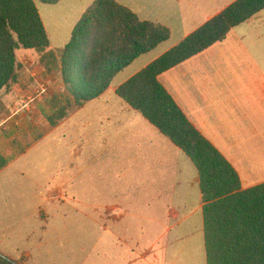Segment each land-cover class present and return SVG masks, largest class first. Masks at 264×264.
<instances>
[{"label":"crops","instance_id":"1","mask_svg":"<svg viewBox=\"0 0 264 264\" xmlns=\"http://www.w3.org/2000/svg\"><path fill=\"white\" fill-rule=\"evenodd\" d=\"M115 1L141 21L167 28L170 37L155 48L166 45L162 52L124 81L114 85L113 78L109 88L95 99L98 101L108 93L116 96L120 85L237 0H163L173 3V10L159 6V12L156 7L153 12H143L148 8L139 9ZM51 47L48 51L54 52ZM23 54H37L40 58L36 51L24 49L17 51V58ZM159 81L189 122L231 164L242 190L264 184V11L235 27L225 41L164 72ZM5 91L0 94V101ZM118 108L128 116L117 120L111 134L113 141L107 136L100 137L95 140V151H90L91 160L104 163L110 159L113 167L110 187H95L98 195L108 196L110 201L93 204L86 199V182L91 177L84 176L81 169L76 175L52 177L47 182L30 173L27 170L30 166H25V171L20 161L37 147L44 135L28 139L25 124L0 118V256L14 264H186L183 255L192 258L194 252L199 257L200 237L204 243V223L198 172H193L184 158L187 156L178 147L172 150L166 142L168 138L141 114L129 106ZM25 109L28 110L26 106ZM2 110L0 105V113ZM63 113L65 116L60 122L53 123L47 132L70 121V109L66 108ZM124 121L129 122L127 134L132 132L129 138L119 135L124 131L121 127ZM82 122L76 121L73 125H80L82 139L92 144L89 129L85 131L89 123ZM167 158L177 165L171 188L177 205L170 210L169 220L136 215L133 200L136 176L129 169H134L136 163L157 169ZM168 177L166 171L158 169L147 176L140 175L139 179H147L146 186L154 188L153 194L162 196L169 188ZM95 179L103 181L107 177L97 173ZM120 181L122 187L117 185ZM192 196L194 204L189 203ZM63 199L73 201L72 209L80 215L81 211L94 210L97 218L72 220L65 213L55 218L47 207L65 205ZM198 216L199 222L194 221ZM8 221L17 226H8ZM38 230L45 237L36 239ZM87 230L93 232L91 245ZM202 251V263L206 264L205 246ZM94 252L95 258L90 257Z\"/></svg>","mask_w":264,"mask_h":264},{"label":"trees","instance_id":"2","mask_svg":"<svg viewBox=\"0 0 264 264\" xmlns=\"http://www.w3.org/2000/svg\"><path fill=\"white\" fill-rule=\"evenodd\" d=\"M0 0V94L18 83L17 51L34 50L58 72L75 106L100 97L116 74L170 37L167 28L141 21L115 0H94L57 53L36 2ZM264 11V0H237L175 47L120 85L115 95L141 114L193 163L203 202L206 264H264V184L242 190L224 156L189 122L159 76L214 44ZM61 113L59 118H63ZM0 264H12L0 256Z\"/></svg>","mask_w":264,"mask_h":264},{"label":"rangeland","instance_id":"3","mask_svg":"<svg viewBox=\"0 0 264 264\" xmlns=\"http://www.w3.org/2000/svg\"><path fill=\"white\" fill-rule=\"evenodd\" d=\"M94 0H61L59 3L54 5H47L41 2H36L40 17L44 24L45 30L47 32L51 48L55 51L62 49L70 40L71 34L79 22L85 11L91 5ZM121 3L129 5L130 7H135L142 10L143 12H153L155 7L159 12V6L166 10L168 7L173 10V3H167L163 0H118ZM141 11V10H139ZM178 35L175 36V38ZM166 45H162L157 49L151 51L139 57L129 68L123 69L115 75L113 84L117 85L124 81L126 77L134 73L139 67L144 65L147 61L151 60L153 57L158 55L163 51ZM20 57V55H18ZM37 56V54H36ZM35 54L24 55L18 57L19 59V77L20 83L11 89L4 92L0 105L4 110L0 113V118L3 117L4 120L8 122H21L27 127L24 132H27V137H44L38 143L37 147L31 151L26 157L20 161V166L25 169V166H30L28 171H32L33 175L39 177L41 181L47 182L52 177L61 178L64 175L72 174L76 175L81 169L84 172V176L88 175L91 177L87 183V202L93 204L103 200V202H109L108 196L98 195L96 188H109V176L113 167L110 164V159H106L104 163L95 162L90 159L92 153L94 152L95 140L100 139V137L107 136L112 138L111 134L113 129L116 128L118 124L117 120L127 118V113H121L119 106L128 107L121 101L120 98L108 93L102 99L93 100L84 103L81 108H73L75 104L73 99L67 89L63 87L60 79V74L56 71L49 72L44 65L40 63V58H37ZM40 63V64H39ZM53 93V95L51 94ZM25 106L28 108L25 109ZM69 106V107H67ZM66 108L70 109L69 117L70 121L63 125L62 127H57L56 129L47 132L55 123H59L60 114L63 113ZM73 108V109H72ZM140 120L144 121L141 115H138ZM9 117V118H8ZM6 118V119H5ZM2 119V118H1ZM62 119V118H61ZM82 123H89L85 131L90 132L92 135V144L83 138V131H81L80 125L75 126L76 121ZM109 120V121H108ZM85 121V122H84ZM145 122V121H144ZM54 123V124H53ZM124 131H120V137L129 138L131 131L129 122H123L121 126ZM26 137V136H24ZM26 137V138H27ZM114 138L110 139L113 141ZM166 142L172 150H177L175 145L169 139ZM87 145V146H86ZM186 162L192 168L193 172H196V168L188 157ZM35 162V164H34ZM86 162V164H84ZM106 162V163H105ZM31 164H33L31 166ZM166 171L168 174V189L167 194L159 196L153 194L154 188H148L146 186L147 179H139L140 175L147 176L149 173L154 171ZM25 169V171H27ZM177 170V165L170 158L165 160V163L161 167L154 169L151 165L146 163H136L134 169H129V173H133L136 176L135 186H133V200L135 205V214L143 215L145 218L150 217L151 219L169 220L170 210L177 205L175 202V196L172 195L171 190L174 173ZM106 175L107 179L103 181H97L95 179V174ZM79 180L76 178L75 184L78 185ZM119 187L123 184L118 183ZM148 188V189H146ZM42 197V194H40ZM65 200V199H63ZM41 203V202H40ZM189 203H195V199L192 196ZM73 201L65 200V205L59 203L58 206L51 207L49 205V213H53L55 218L62 217V213L66 214L69 219H87V218H97L95 217L94 210L81 211V215L78 211L72 209ZM51 207V210H50ZM64 210V211H63ZM108 214H110L108 212ZM115 214V212H114ZM87 215V216H86ZM139 217L136 216V219ZM194 221L199 222V216L193 218ZM17 224L8 221V226ZM86 236L90 238V245L93 244L94 237L93 232L87 230ZM37 238L45 237V234L38 230L35 236ZM33 238V241L36 239ZM199 257L193 252L192 258L190 256L183 255V261L186 264H203V240L199 238ZM90 257L95 258L94 254L90 253ZM181 264H184L182 262Z\"/></svg>","mask_w":264,"mask_h":264},{"label":"built area","instance_id":"4","mask_svg":"<svg viewBox=\"0 0 264 264\" xmlns=\"http://www.w3.org/2000/svg\"><path fill=\"white\" fill-rule=\"evenodd\" d=\"M12 264H14V263H12Z\"/></svg>","mask_w":264,"mask_h":264}]
</instances>
